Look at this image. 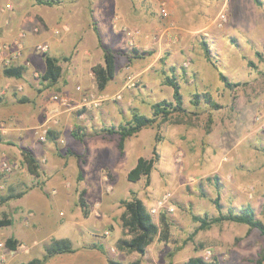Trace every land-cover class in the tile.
Masks as SVG:
<instances>
[{"label": "rangeland", "instance_id": "rangeland-1", "mask_svg": "<svg viewBox=\"0 0 264 264\" xmlns=\"http://www.w3.org/2000/svg\"><path fill=\"white\" fill-rule=\"evenodd\" d=\"M7 2L11 9L3 12ZM150 2L60 0L57 5L47 7L36 4L35 0H0V41L10 43L20 30H24L25 41L30 36L36 37L30 45L42 60L45 54L36 50V46L41 44V39L37 38L38 27L48 35L65 33L68 36L65 51L58 54L61 76L56 83L50 84L42 79L43 61L40 66H15L24 67V71L30 68L33 75L38 73L37 77L29 75V87L44 98L46 106H54L55 109H45L46 114L45 111L41 113V108H36L35 102L28 100L21 104L9 102L6 105L9 110H0L4 118L11 116L12 112L19 113L24 129L20 134L16 133L13 122L0 119V133L3 132L0 155L15 166L11 174L0 176V195L33 191L0 205V219L12 220L10 226L0 228V264H20L42 258L52 239L63 238L71 241L76 252L56 255L43 264H85L82 254L95 249L90 244L97 245L100 239H106L108 244L111 240L116 243L120 237L127 238L120 218L124 211L121 200H129L134 195L149 209L164 193L170 194L168 206H172L174 211L168 212L163 208L152 218L159 224L163 215L169 224V234L165 241L156 238L148 246L143 259L148 264H185L192 257L204 259L207 251L210 252L207 261L215 259L218 264H253L258 252L264 248V236L258 230H249L245 225L231 222L213 225L188 239L197 226L192 222L191 214L217 216V210L210 201L217 195L222 213L230 208L238 212L248 204L264 223V127L256 121L259 115L264 121V0H228L225 6L223 1L213 3L207 6L205 18L194 20V28L177 25L175 20L162 17L159 7L153 14L156 26H174L178 35L173 42L162 41L159 48L143 49L134 41L129 43V37L139 33L143 25L141 18L131 11V5L142 4L141 9L145 5L150 7ZM153 3L157 8V2L154 0ZM221 10L223 17L215 20V15ZM100 22L106 24L101 33L102 44L115 54L116 71H124L122 83L115 86V94L103 95L112 97L120 94V99L106 101L96 109L75 108L77 112L62 121L52 122L53 118L46 121L60 107L50 100V96L59 93V88L67 84L63 80L65 76L68 75V83L75 93L77 86L83 91L92 89L100 93L94 80L88 79L89 66H84L80 58L86 47L95 48L98 54L102 52L94 33L88 32L97 28ZM115 30L119 31L118 38ZM204 48L208 49L210 60H207ZM133 49L150 54L136 57ZM156 52L161 54V58L156 59ZM92 58L100 59L94 51ZM212 64L236 85L226 88ZM183 67L187 71L185 78H181L178 71ZM3 69L0 66L1 80L11 84L18 81L19 78L4 76ZM193 71L195 74L189 76ZM170 75L176 77L180 86L183 107L187 106L195 113L191 116L194 122L193 145L189 141L191 134H185L181 124L174 123L183 119L181 114L175 113L168 122L144 128L128 138L122 154L117 149L118 135H115V160L109 152L90 156L84 151L81 156L74 154L73 148L82 147V142L72 137L76 126L81 128L84 138H105L110 144L113 136H98L101 129L116 128L129 121L133 111L151 117V104L162 100L172 102V89L164 84V77ZM129 83L132 86L126 87ZM14 92L21 98L22 91L15 88ZM206 92L220 108L215 110L205 104L202 96L198 106L191 105L194 94ZM79 95L77 93L72 98L78 100ZM6 111L10 113L6 115ZM43 128L53 131L50 137L46 134L45 141L40 140ZM157 131L160 135L158 143L154 137ZM28 132L34 134L33 141L42 155L38 162L39 177L28 173L21 153L22 149L29 148L30 142L19 139L17 134ZM154 145L158 159L164 155L173 167L162 173L166 175L162 178L157 170L158 163L155 164L154 171L158 177L162 176V180L157 182L159 192L153 195L143 177L132 183L127 181L126 175L139 157H151ZM213 158H219L226 165L224 173L185 176L176 173L180 170L177 164L182 161L187 162L188 169L192 161L201 164ZM80 167L85 169L81 170L79 177ZM82 189L86 190V217L77 206L78 193ZM7 238L16 241L14 251L5 246ZM115 243L111 244L113 251L110 255L105 253L107 258L125 264L141 258L136 253L119 251Z\"/></svg>", "mask_w": 264, "mask_h": 264}, {"label": "trees", "instance_id": "trees-1", "mask_svg": "<svg viewBox=\"0 0 264 264\" xmlns=\"http://www.w3.org/2000/svg\"><path fill=\"white\" fill-rule=\"evenodd\" d=\"M35 1L36 4L47 7H52L60 3V0ZM93 32L97 41V45L101 49L103 54V64L93 66L91 68V72L93 74L97 89L99 91H102L114 75V59L112 52L103 46L100 33L96 27L93 28ZM202 45L205 46V43H203ZM204 52L207 60H210L208 49L204 48ZM133 53L137 55L136 57H141L143 54H150V52H138L135 49H133ZM63 60L67 59L63 58ZM44 61L45 70L42 74V79L49 81L50 84H54L61 76V69L59 66L60 60L59 58L49 56L45 53ZM212 66L218 71L219 79L226 88H231L233 85H236L230 83L228 81V78L221 71H219L214 64H212ZM23 71L24 67H12L3 69L2 73L6 77L20 78ZM164 84L172 89V102L162 100L151 104V117H147L139 114L137 111H133L131 114V119L129 121L123 124H119L116 128L108 127L103 128L99 131L100 135H118L117 149L121 154L124 150L125 142L128 138L135 136L144 128L157 126L160 122H168L170 117L175 113L177 115L181 114V117H183V119L175 120V124L189 123L190 126L193 125L191 116L195 115V113L188 115L185 108L183 107V98L176 77L173 75L165 76ZM200 96H202L204 103L212 106L213 109L216 110L220 108L217 103L212 101L210 94L207 92L202 95L194 94L192 100L190 101L192 106H198ZM2 101L3 97L0 95V103H2ZM27 101L28 100L26 98H19L17 100V102L20 104L26 103ZM52 133L53 131L48 130L47 136H52ZM72 137L79 142L83 141L84 135L81 133V128L79 126H76V128L73 130ZM154 137L156 143L160 142V135L158 131L156 132ZM1 142H3V135L0 133V143ZM21 153L28 173L33 175L34 177H39L38 161L33 156L32 152L29 149H22ZM71 154L73 155V153ZM158 160L159 159L156 152V145H154L151 150L150 158L145 159L143 157H139L136 160L135 165L129 170L126 175L127 181L134 183L143 177L145 179V183L148 184L150 174ZM78 174L80 177L81 169H79ZM25 193L26 190L17 193H9L3 196L0 195V205L10 200L20 199ZM85 193V189L79 191L77 197V206L81 209L83 216L86 217L88 215V204L86 202V199L84 198ZM210 201L217 210V216L208 217L207 215L198 216L191 214L190 218L192 222L197 224V226L188 237L189 240L199 231H206L213 225L220 224L222 222L242 224L247 226L249 230H258L259 233L264 236V223L256 217L255 212L250 205L247 204L241 207L238 212H235L232 208H230L226 211V213H222L221 204L219 202V195H217L213 199H210ZM120 204L124 208V211L120 215V218L127 238L120 237L116 240L115 246L119 251L123 253H136L139 256H143L146 253L147 247L152 244L156 238L163 241L168 238L169 224L166 222L164 216L162 215L160 217L159 224H156L141 199L133 195V197L129 200H121ZM262 210L264 211V205ZM11 224L12 220L10 218L0 219V228L10 226ZM4 244L12 251L16 249V241L12 238H7ZM91 248H95L100 253L105 254V250L102 244H94L91 246ZM74 251L75 250L72 247V243L69 239H52L45 247L44 255L42 256V258H34L26 263L20 264H43L56 255L71 254ZM107 263L125 264L110 258H107ZM126 264H141V260L138 258ZM185 264L218 263L215 259L207 261L200 257H192L189 258ZM253 264H264V248H262L258 252L257 258L253 261Z\"/></svg>", "mask_w": 264, "mask_h": 264}, {"label": "crops", "instance_id": "crops-1", "mask_svg": "<svg viewBox=\"0 0 264 264\" xmlns=\"http://www.w3.org/2000/svg\"><path fill=\"white\" fill-rule=\"evenodd\" d=\"M154 0H151L150 2V7L148 5H145L144 8H141V5L138 6V4L131 5V11L133 13H135L139 18H141V20L143 21V25L142 27H140V30L138 31L139 33L132 35L131 37H129L131 40H129V43H131L132 41L135 42V44H137L138 47H142L143 49H151L153 48V46H157L158 48L161 46V42L162 41H166L167 43L169 42H173L176 39V35H178L176 32V29L171 26L168 27H163V28H159L156 26V19H154V12H156L158 10V8L160 7V10L163 9L166 11L167 13V18L175 20L177 23V25H186V26H191L194 28V20L198 19L201 20L203 18L206 17L207 13V6H211L213 3L217 4L220 1H223L224 6L227 5L228 0H155L157 3V8H155ZM132 4V3H131ZM139 8V9H138ZM160 10H159V14H160ZM140 11V12H139ZM223 11H219V13H217V15H215V20H217L218 18L221 19L223 17ZM104 25L103 22L97 23V30L101 33L104 29ZM112 25V24H110ZM90 28H92L90 26ZM61 29V28H60ZM38 32H37V38L40 40L41 39V44H47L48 45V52L47 54L49 56L58 58V54H61V51H65V45H66V40L68 38V36L66 37L67 34H62L60 36H57L56 34L54 35H48V33L44 32L42 30L41 27L37 28ZM62 30L67 31L66 27H62ZM114 31V30H112ZM55 32V31H53ZM88 32H93L92 29H90ZM119 31L115 30V37H119L118 36ZM56 35V36H55ZM36 40V37H28V40L25 41V45H24V58H28L30 63L32 64V66H40V62L43 61L44 63V67H45V61L44 58L45 56H43L42 60L40 58V56L38 57V55L36 53H34V47L32 48L30 43ZM36 46V45H35ZM95 52L96 56L99 55L100 59L94 60L92 58V52ZM101 54V56H100ZM113 54V59H114V75L112 77V79L107 83V85L105 86V88L102 91H99L102 94L105 95H112L115 94V86H118L122 83V75L124 74L123 72H119L118 70L116 71L115 68V54ZM156 55V59L161 58V54L159 53H154ZM103 54L102 52H99V54L97 53V50L95 48H89L87 49V47L85 48V50H83L81 52L80 58L81 61H83L84 66H89L88 68V73L87 76L89 77L88 79H93V74L91 72V68L95 65L98 64H103V58H102ZM97 58V57H96ZM60 64V63H59ZM181 73V78H185L187 76V71L186 69L180 68ZM193 74H195V72L193 71L192 74L189 73V76H193ZM32 76L33 74H31V70L30 68H27L26 71H24V73L22 74V76L17 79L18 81L16 83H9L7 81L4 82V80L0 79V95L3 97V101L2 103H0V110H9L10 108H6V105H8L9 102L11 103H16V101L20 98L16 97V93L14 92V89L16 88V90H18V88H20V90L18 91H22L21 92V98H26L27 100H29V102H35L36 104V108H41V113L46 114V110L45 109H55L54 106L48 107L45 104L44 98L39 97L38 95L35 94L33 89H30L29 87V77ZM34 76V75H33ZM35 77V76H34ZM68 75L65 76V78L63 79L64 82H66L67 84L65 86H62L59 88V94H62L64 96L67 97H75L77 96V93L74 92V90L71 88L70 84L68 83ZM87 80V79H86ZM28 81V82H27ZM22 84H21V83ZM95 82V80H94ZM69 84V85H68ZM10 85H15L10 87ZM134 106V105H133ZM60 108V109H59ZM57 108L54 112V114L48 116L46 121H49L50 119L53 118L52 122H55L56 120H60L62 121L63 119L67 118L70 115H73V113H76V109L72 106L69 107H59ZM186 112L188 115L194 113L193 109L188 108L187 106H184ZM10 112L6 111V115H8ZM12 115L4 118L3 114H0V119L4 118V119H8L11 121L12 125H14L15 131H17L16 133L22 132L24 129L23 127H21V115L17 112H12ZM48 114V113H47ZM40 116L42 117V114H40ZM79 117H82V115H79ZM193 117V116H192ZM6 122V121H5ZM192 123H194L192 121ZM11 125V124H10ZM42 125V124H41ZM40 125V126H41ZM182 128V131L185 134H191V138H190V142L191 145H193V136H192V128L194 127L193 125H189V123H185V124H181L180 125ZM37 127H35L34 129H37ZM33 129V130H34ZM19 131V132H18ZM34 133V131H33ZM1 134L3 135V132H1ZM17 134L19 139H23L24 141H29L30 145H29V150L32 152L33 156L37 159V161L40 163L42 155L39 153V148L35 145L34 141H33V137L31 132L28 133H22L21 135ZM98 136H102L100 134H98ZM113 136V139L111 140V143L109 144L108 141L105 138H101V139H97V140H92V139H88V138H84L82 141V147L81 148H73L72 151L74 152V154L76 156H81L84 152H86L89 156L90 154H96L98 152L101 153H106L109 152L111 153V155L114 157L115 160V134L110 135ZM189 137V135L187 137H185V140ZM32 143V144H31ZM84 149V150H83ZM84 151V152H83ZM209 161V162H208ZM158 164L157 166V170L162 174V173H167V171L171 170L172 167L170 165V163L164 159V155H160L159 160L157 162ZM180 168L179 171H176L177 174H179L180 176H185V175H194V174H202L205 173L207 175V173H215V172H220V173H224L226 170V165L222 164L221 160L219 158H213L211 160H206V162H203L201 164H199L198 162L192 161L189 168L187 169V162L186 161H182L181 163L177 164ZM182 165V166H181ZM155 166V167H156ZM80 169L83 171L85 168L84 167H80ZM204 174V176H206ZM163 175V174H162ZM166 176V175H165ZM165 176H159L157 175V173H155L154 168L150 174L149 177V187H148V191L151 192L153 195L159 192V185L157 184L158 181H161L162 178H165ZM162 177V178H161ZM103 189V188H102ZM33 191H29L27 193H25L23 196H25L28 193H32ZM34 196V195H33ZM96 240V239H95ZM106 239H100L98 240L99 244H103L105 247V253L110 255V251H113V248L111 247L112 242L115 243V240H111L110 243H106L105 242ZM92 243V242H88L87 244ZM90 246H92V244H90ZM112 248V249H111ZM148 248V247H147ZM75 252L76 249L74 248ZM73 252V254L75 253ZM85 258V264H108L107 263V257L105 254L100 253L99 251L95 250V249H88L86 251H84V253L82 254ZM141 260V264H148V262L143 261L144 259V255L143 257L141 256V258H139Z\"/></svg>", "mask_w": 264, "mask_h": 264}, {"label": "built area", "instance_id": "built-area-1", "mask_svg": "<svg viewBox=\"0 0 264 264\" xmlns=\"http://www.w3.org/2000/svg\"><path fill=\"white\" fill-rule=\"evenodd\" d=\"M225 1V0H224ZM11 4L7 2L4 6L3 12L5 10H10ZM160 14L162 17H166L167 13L165 10L161 9ZM1 22H0V33H1ZM26 39V33L24 30H20L15 39L10 43H4L0 41V66L2 68H9V67H15L19 64H21L24 67H30L31 63L28 58H24V42ZM36 50L39 53L45 54L48 52V46L46 44H38L36 46ZM34 76L37 77L38 73H34ZM128 85V86H127ZM126 87L132 86V84H127ZM20 90V88H18ZM77 93H79L78 100H75L72 97H67L59 93L52 94L50 96V100L54 103L58 104L61 107H69L72 106L77 109H84V110H91L96 109L100 107L104 102L109 100H118L120 99L121 95L116 94L112 97H106L105 95L98 93L92 89H88L86 91H83L82 88L77 86L75 88ZM256 121L259 123L260 127H264V121L262 116H257ZM48 128H43L41 130L40 140L45 141L46 134H47ZM15 169V166H13L6 158L2 157L0 155V176H5L8 174H11L12 171ZM170 199L169 193H164L156 202L155 205L151 206V208L148 209L151 216L157 215L159 213L160 209H166L168 212H173L174 208L172 206H168V201ZM209 251L205 253L204 260H207Z\"/></svg>", "mask_w": 264, "mask_h": 264}]
</instances>
